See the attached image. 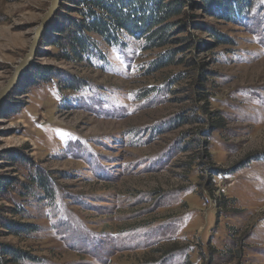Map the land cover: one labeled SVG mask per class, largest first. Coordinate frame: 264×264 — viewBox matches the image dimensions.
<instances>
[{
    "label": "rangeland",
    "instance_id": "374dc122",
    "mask_svg": "<svg viewBox=\"0 0 264 264\" xmlns=\"http://www.w3.org/2000/svg\"><path fill=\"white\" fill-rule=\"evenodd\" d=\"M51 1L0 0V92L27 61L0 104V224L36 228L0 243L19 264H264V0H178L159 49L95 37L67 62L43 37L28 58ZM61 3L45 37L78 18Z\"/></svg>",
    "mask_w": 264,
    "mask_h": 264
},
{
    "label": "trees",
    "instance_id": "16d2710c",
    "mask_svg": "<svg viewBox=\"0 0 264 264\" xmlns=\"http://www.w3.org/2000/svg\"><path fill=\"white\" fill-rule=\"evenodd\" d=\"M201 2L204 3L205 8L224 12L225 16L231 19L239 17L251 7L249 0H227V4L222 0H201ZM64 3L74 6L72 8L77 12L78 18H66L62 25L53 27L45 37L44 32L49 26L46 27L40 39L46 38L49 41L48 46L56 48L61 59L67 62L91 59L98 49L99 42L95 37L109 46L119 45L123 36L132 37L142 40L144 49L152 50L168 45L170 41L168 32L172 27L184 29L186 26L182 20L168 22L178 16L182 10V2L178 0H62L61 6ZM191 43L192 41L187 45ZM173 59L172 53L167 51L159 55L153 64H156L157 69H161L171 65ZM187 62L193 64L192 60ZM36 75L38 77V73ZM32 181L40 191L50 197L43 177L35 176ZM3 185V182L0 183V189ZM8 210L13 214H20L19 208L11 207ZM0 227L7 231L8 235L16 236L29 235L36 231V228L29 224L7 220H3ZM33 259L22 250L0 243V264H19Z\"/></svg>",
    "mask_w": 264,
    "mask_h": 264
},
{
    "label": "water",
    "instance_id": "95a60500",
    "mask_svg": "<svg viewBox=\"0 0 264 264\" xmlns=\"http://www.w3.org/2000/svg\"><path fill=\"white\" fill-rule=\"evenodd\" d=\"M61 1L62 0H52L51 1L48 10L46 11V13L44 14L43 18L41 19L39 25L35 29L32 43H31V45H30V47L28 49V56H29L28 58H30V56L32 55L34 49L36 48V44H37L42 32L45 30V28L48 26L50 21L53 19L56 11L59 8V5H60ZM26 64H27V61L23 62L19 66V68L15 71L14 75L12 76V78L10 80H8L6 86L0 92V104L3 102L4 98L10 92L12 87L16 84V82L18 80V77L20 76V74L24 70Z\"/></svg>",
    "mask_w": 264,
    "mask_h": 264
}]
</instances>
